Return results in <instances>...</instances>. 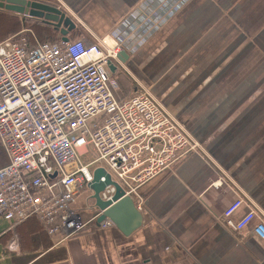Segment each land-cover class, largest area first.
Listing matches in <instances>:
<instances>
[{
	"label": "crops",
	"instance_id": "obj_1",
	"mask_svg": "<svg viewBox=\"0 0 264 264\" xmlns=\"http://www.w3.org/2000/svg\"><path fill=\"white\" fill-rule=\"evenodd\" d=\"M42 1L73 17L70 39H122L118 97L149 89L219 163L191 152L138 187L143 222L127 233L114 224L61 240L35 216L13 225L0 214V264H264L259 219L234 231L221 217L240 194L264 211V0ZM0 11L20 25L5 21L2 40L34 18ZM226 169L236 181L215 186Z\"/></svg>",
	"mask_w": 264,
	"mask_h": 264
},
{
	"label": "built area",
	"instance_id": "obj_2",
	"mask_svg": "<svg viewBox=\"0 0 264 264\" xmlns=\"http://www.w3.org/2000/svg\"><path fill=\"white\" fill-rule=\"evenodd\" d=\"M122 45L109 36L43 42L31 26L0 41V144L10 159L0 167V214L13 225L35 216L61 240L108 228L114 222L100 220L104 211L94 202L92 212L75 206L77 196L90 193L97 168L106 169L101 182L109 173L133 196L185 155L207 154L149 89L118 97L110 66H122ZM91 152L95 159L84 163L80 155ZM213 183L234 184L229 177ZM115 192L108 183L100 196L112 201ZM136 206L142 209V202ZM221 217L234 231L257 217L264 238V211L242 194Z\"/></svg>",
	"mask_w": 264,
	"mask_h": 264
},
{
	"label": "water",
	"instance_id": "obj_3",
	"mask_svg": "<svg viewBox=\"0 0 264 264\" xmlns=\"http://www.w3.org/2000/svg\"><path fill=\"white\" fill-rule=\"evenodd\" d=\"M0 9L19 12L29 15L31 18L40 19L44 23L51 24L58 31L60 30L63 39L66 41L70 39L68 36L69 32L77 27L73 17L66 10L42 0H0ZM118 58L125 64L127 63L129 54L122 50L118 54ZM110 69L114 73L118 69V66L112 64ZM104 174H106V169L97 168L93 184L91 185V188L95 189V193L93 194L96 200L95 204L98 209L104 211L99 218L100 220L109 218L114 224L119 225L120 228L123 227L127 233L143 222L142 212L136 207L134 197L127 195L125 189L120 184L112 182L109 173H107L106 183L101 182L100 178ZM108 183H113L116 186L115 196L112 201H104L100 196V192L105 189ZM125 218L132 219L133 223L127 225Z\"/></svg>",
	"mask_w": 264,
	"mask_h": 264
},
{
	"label": "trees",
	"instance_id": "obj_4",
	"mask_svg": "<svg viewBox=\"0 0 264 264\" xmlns=\"http://www.w3.org/2000/svg\"><path fill=\"white\" fill-rule=\"evenodd\" d=\"M12 13L10 14H4V13H1L0 11V28L2 27L1 25L4 24L5 21H7V25L8 24H12V22H15V15L12 16L11 15ZM35 18H32L30 20H27L25 18V21H24V27L26 26H31V27H34L35 30L37 31V36L40 38L41 41L45 42L46 40H49V39H56L57 36L59 35V33H61L60 31H58L55 27H53L51 24H48V23H44L42 20L40 19H37L36 22H32L34 21ZM19 25V24H18ZM15 22V26H14V30H16L19 26H18ZM76 28L73 29V31L75 30ZM69 32L68 36L73 32ZM60 36L62 37V33L60 34ZM70 37V36H69ZM0 41H2V39H0ZM9 159H8V155H7V152L4 148V146H2L0 144V167L4 166V165H7L9 163Z\"/></svg>",
	"mask_w": 264,
	"mask_h": 264
},
{
	"label": "rangeland",
	"instance_id": "obj_5",
	"mask_svg": "<svg viewBox=\"0 0 264 264\" xmlns=\"http://www.w3.org/2000/svg\"><path fill=\"white\" fill-rule=\"evenodd\" d=\"M198 141H199V143H200V145L203 147V149L205 150V151H207L206 153H207V155H209V157H211V158H214V160L217 162V163H219L218 162V159H217V157H216V155H214L213 153H210V151H208L206 148H205V146H204V144H203V142L198 138L197 139ZM80 158H81V160L84 162V163H90V162H92V160L93 159H95V156H94V154L91 152V153H89V154H84V155H80ZM93 167H91V169H92ZM225 176H228V177H230V179H232V177H231V175L232 174H230V173H228V170L226 169V171H225ZM234 179H235V177H233ZM233 180V179H232ZM235 181H236V179H235ZM90 193H91V195H93L94 193H95V189L94 188H92L91 190H90Z\"/></svg>",
	"mask_w": 264,
	"mask_h": 264
}]
</instances>
